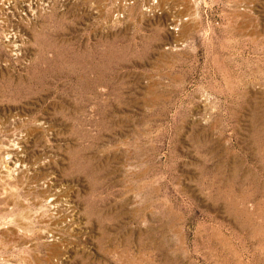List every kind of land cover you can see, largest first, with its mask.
<instances>
[{
    "label": "rangeland",
    "instance_id": "374dc122",
    "mask_svg": "<svg viewBox=\"0 0 264 264\" xmlns=\"http://www.w3.org/2000/svg\"><path fill=\"white\" fill-rule=\"evenodd\" d=\"M0 264H264V0H0Z\"/></svg>",
    "mask_w": 264,
    "mask_h": 264
}]
</instances>
